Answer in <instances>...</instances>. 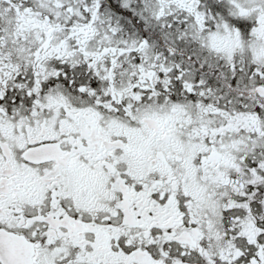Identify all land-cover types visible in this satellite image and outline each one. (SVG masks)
Listing matches in <instances>:
<instances>
[{
	"label": "snow or ice",
	"instance_id": "6c2138e0",
	"mask_svg": "<svg viewBox=\"0 0 264 264\" xmlns=\"http://www.w3.org/2000/svg\"><path fill=\"white\" fill-rule=\"evenodd\" d=\"M0 264H264V0H0Z\"/></svg>",
	"mask_w": 264,
	"mask_h": 264
}]
</instances>
